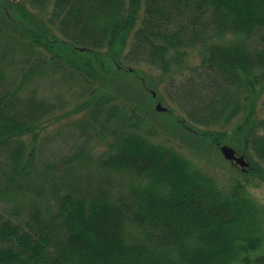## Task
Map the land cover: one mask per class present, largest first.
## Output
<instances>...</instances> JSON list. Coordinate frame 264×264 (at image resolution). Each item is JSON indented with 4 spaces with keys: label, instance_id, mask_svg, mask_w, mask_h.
I'll use <instances>...</instances> for the list:
<instances>
[{
    "label": "trees",
    "instance_id": "16d2710c",
    "mask_svg": "<svg viewBox=\"0 0 264 264\" xmlns=\"http://www.w3.org/2000/svg\"><path fill=\"white\" fill-rule=\"evenodd\" d=\"M10 61L21 78L6 75ZM50 71L89 97L62 113H88L68 121L86 141L57 157L42 149L68 126L41 134L66 101L23 88ZM153 91L177 104L184 117L165 112L195 145L249 160L245 180L220 185L137 133ZM89 166L95 179L69 182ZM254 176L264 180V0H0V264H264L252 256L264 216L243 184Z\"/></svg>",
    "mask_w": 264,
    "mask_h": 264
},
{
    "label": "rangeland",
    "instance_id": "374dc122",
    "mask_svg": "<svg viewBox=\"0 0 264 264\" xmlns=\"http://www.w3.org/2000/svg\"><path fill=\"white\" fill-rule=\"evenodd\" d=\"M200 57L196 53L193 56V62L194 64L200 63ZM14 64H19L13 61H10L9 63H4V69L6 75H15L18 74V76L21 78L23 75V68L17 67ZM146 72L151 73L149 69H144ZM153 72V71H152ZM55 72L50 71V73L40 75L38 79L32 80L29 82L28 85H25L23 88L25 90L26 95H30L31 93H36L37 95L41 97H48L51 100H55V98H61L66 101V107L65 109L61 110L58 115L63 116L61 120H56L53 122V124H48L44 127V133L41 134V139L47 135H51L56 131L57 129L61 128L63 125H66L68 127H64L60 134L55 138L53 136L52 139L46 143V146L44 149H42V156L44 157H57L60 154V151L71 150L72 146L79 143L86 141V135L88 133L87 130H85L86 133H84L82 128H80L81 123L77 125H69V123L74 121V119L78 118H87L89 119V115L87 112H84L83 114H79L76 118L72 120H68V117L65 119L64 115L62 113H66L68 109H72L73 107L80 106L82 103H85L89 97H87V94L84 90V87L82 85H76L73 82H69L66 79L64 80L61 75L52 74ZM154 75L156 72L153 73ZM172 74H168V78L171 77ZM159 79V76H156V80ZM181 80V79H180ZM179 79H176V82H178ZM171 83L168 82V85ZM156 87V86H155ZM138 90V87H136ZM164 87L160 86V91L166 92V90H163ZM154 96L152 97L154 100V113H151V111H146L145 116V122L140 124L139 128H137V133H139L142 136H145L152 140L153 142L163 144L169 148H173L175 151L181 153L187 160L190 161L192 167L198 170L201 169L205 173L212 175L216 182L223 186H232L235 181L238 178V175L240 179L245 180V177L240 176L237 169V165L234 164L231 161H228L222 154V152L212 145V140L208 137V139L204 140L201 145H195V137L189 136L186 132H189L187 129L183 128V126L179 123H176V117L175 119L172 118L169 114L167 115L165 110L166 107L171 106L173 109H175V112L177 115L182 118L184 115L179 111V108L177 104H173L170 100H168V106L167 103L163 102L162 104L159 103L160 97L159 94L157 95L156 91H153ZM158 96V98H157ZM220 96L218 95L217 100L220 101ZM149 97V96H148ZM167 97L165 95V101ZM216 100V101H217ZM159 105H161L162 109H159ZM57 116V115H56ZM68 121H70L68 123ZM166 121V122H164ZM235 122L231 123L229 125L230 129L235 128ZM192 135V134H191ZM70 144V145H69ZM101 148L97 149V152H101ZM220 151V152H219ZM60 156V155H59ZM54 161V160H53ZM249 161V160H248ZM65 169H60L58 174L61 177H65L66 175ZM76 179L77 184H84L91 182L92 179H95L97 176V173L95 170L89 166V169H86L84 167L78 168L76 172L70 174L69 179L72 178ZM251 178H255V183L260 184L264 182L263 179L254 176ZM120 181V180H119ZM249 182H252V179H249L248 181L244 182L243 184L246 185ZM261 196H264V192L260 193ZM249 196V195H248ZM250 198V197H249ZM253 200V199H252ZM254 202V200H253ZM256 203V202H254ZM258 208L261 210V213L264 216V205L257 204ZM264 219V218H263ZM264 224V223H263ZM264 255V242L261 245V248L258 249L256 252L252 254L253 257H256L258 255Z\"/></svg>",
    "mask_w": 264,
    "mask_h": 264
},
{
    "label": "clouds",
    "instance_id": "9594fccd",
    "mask_svg": "<svg viewBox=\"0 0 264 264\" xmlns=\"http://www.w3.org/2000/svg\"><path fill=\"white\" fill-rule=\"evenodd\" d=\"M254 181L255 178H252V182L246 184L245 190L254 202L264 205V196L260 195V193L264 192V182L256 184Z\"/></svg>",
    "mask_w": 264,
    "mask_h": 264
},
{
    "label": "water",
    "instance_id": "95a60500",
    "mask_svg": "<svg viewBox=\"0 0 264 264\" xmlns=\"http://www.w3.org/2000/svg\"><path fill=\"white\" fill-rule=\"evenodd\" d=\"M159 108L162 109L160 105H159ZM221 151L224 157L228 161L235 162L236 164L240 165L242 168H245L248 166V162L246 161V159L243 156L237 155L234 148L228 145H224L221 147Z\"/></svg>",
    "mask_w": 264,
    "mask_h": 264
}]
</instances>
